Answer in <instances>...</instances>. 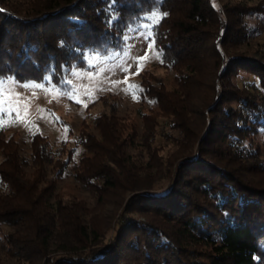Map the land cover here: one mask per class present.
I'll use <instances>...</instances> for the list:
<instances>
[{
	"label": "trees",
	"instance_id": "16d2710c",
	"mask_svg": "<svg viewBox=\"0 0 264 264\" xmlns=\"http://www.w3.org/2000/svg\"><path fill=\"white\" fill-rule=\"evenodd\" d=\"M156 10L167 15L152 37L175 85L141 71L139 97L154 105L142 114L146 163L129 152L137 125L113 110L81 126L76 160L66 144L52 154L40 132L30 134L26 149L0 129V247L7 258L25 264H264V160L252 138L264 128V55L242 48L245 16L264 13V0L221 6L214 0H115L111 6L110 0L22 6L0 0V79L49 77L63 87L69 68H91L86 52L122 49L125 35ZM241 71L257 76L259 89L240 86ZM159 117L178 132L167 161L153 145ZM69 167L96 193V207L110 201L122 208L107 248L97 245L110 217L91 218L89 230L85 202L57 190ZM151 169L167 175L166 191L152 190Z\"/></svg>",
	"mask_w": 264,
	"mask_h": 264
},
{
	"label": "rangeland",
	"instance_id": "374dc122",
	"mask_svg": "<svg viewBox=\"0 0 264 264\" xmlns=\"http://www.w3.org/2000/svg\"><path fill=\"white\" fill-rule=\"evenodd\" d=\"M9 1L22 6L33 0ZM223 1L225 0H214L218 6H221ZM232 1L255 4L259 0ZM152 13L147 14L138 26L132 28L125 35V45L122 49L113 50L106 55L97 52H86V58L91 68L76 66L69 68L66 74V85L63 87L55 85L49 77L43 81H19L13 77L0 79V87L18 93L20 100L23 102L20 105L19 118L24 122L10 124L6 127V133L12 134L21 140L23 147L27 149L30 134L40 132L48 137L52 154L56 156L61 147L67 145L68 148L74 147V159L76 160L82 150L79 143H77L81 126L84 123L92 126L97 115L104 111L111 113L113 110L119 116H123L137 125L139 135L136 139V146H132L129 152L136 157L137 162L140 164L146 163L150 155L141 141L143 131L142 114L149 111V108L154 105L152 101H143L139 97L141 71L148 69V71L160 77L168 87L175 85L174 71L162 65L161 56L157 58L154 55L153 50L149 48V41L145 39L149 31L153 32L154 25L149 19ZM159 13L161 12L159 11ZM245 20L249 32L242 48L253 54L262 53L264 55V13H248ZM145 25L150 26V28L145 27ZM150 39H153V37L151 36ZM145 56H147V59H144ZM235 80L240 86L259 89V79L253 74L241 71ZM113 81L118 83L113 86ZM25 84L30 85V87H22ZM34 85H40L41 87H35ZM259 90L264 94V91ZM68 93H72V95L69 96ZM85 105L87 106L85 107ZM15 118L16 113H12L11 116H5V121ZM25 122L28 124L27 127ZM158 122L153 145L161 146L159 154L163 155V159L167 161L176 149L173 138L175 135L177 136L178 132L170 126L165 117H159ZM252 138L254 143L262 148L264 160V128H261ZM249 144V141H244V146H246L244 148H247ZM155 170H152L153 174L156 175V177L154 176L152 190L155 192L166 191L169 185L167 175H158ZM150 171L146 170V172ZM57 190L65 199H79L85 202L88 212L84 215V219L89 225V230L92 228L90 227L91 218L97 216L102 220L105 216L108 219L110 217L111 225L97 245L100 249L107 248L122 222L121 216L116 218L118 214L122 213V208L119 207L118 209L110 201L100 208L96 207V193L75 180L70 167L58 180ZM130 195V192H126V199ZM130 215L144 218L137 212H132ZM4 226L7 227L6 224ZM90 238H93V236H90ZM51 248L55 249L56 245H52ZM0 252L5 264H25L19 261L18 258H7L1 247Z\"/></svg>",
	"mask_w": 264,
	"mask_h": 264
},
{
	"label": "snow or ice",
	"instance_id": "6c2138e0",
	"mask_svg": "<svg viewBox=\"0 0 264 264\" xmlns=\"http://www.w3.org/2000/svg\"><path fill=\"white\" fill-rule=\"evenodd\" d=\"M115 0H110V6L112 3H114ZM167 13H159V11L153 12L149 19L152 21V25H155L159 23V20L162 18V16H166ZM111 23V20L109 21ZM145 27H149L148 25H145ZM152 36L151 31L148 32L147 36H145V39L149 41V48L153 50L154 55L157 56V58H160L162 55V52H157L155 49V41L153 39H150ZM144 59H147V56L144 57ZM163 62V61H161ZM113 86H115L118 82L113 81ZM35 87H41L40 85H34ZM22 87H30V85H22ZM67 95L71 96L72 93H68ZM23 102L19 98V94L14 92L11 89H5L3 87H0V129L9 126L10 124H16L21 123L24 121L20 120V105ZM87 105H85L86 107ZM12 113H16V118L11 119L8 121H5V116H11ZM25 126L27 127L28 124L25 122Z\"/></svg>",
	"mask_w": 264,
	"mask_h": 264
}]
</instances>
